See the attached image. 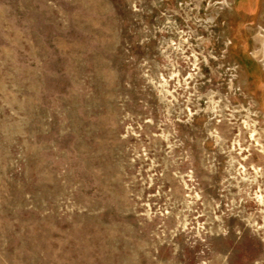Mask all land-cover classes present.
Listing matches in <instances>:
<instances>
[{
	"label": "rangeland",
	"instance_id": "rangeland-1",
	"mask_svg": "<svg viewBox=\"0 0 264 264\" xmlns=\"http://www.w3.org/2000/svg\"><path fill=\"white\" fill-rule=\"evenodd\" d=\"M0 264H264V0H0Z\"/></svg>",
	"mask_w": 264,
	"mask_h": 264
}]
</instances>
